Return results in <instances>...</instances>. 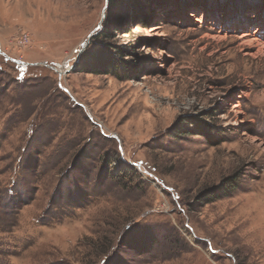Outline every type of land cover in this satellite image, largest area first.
Returning a JSON list of instances; mask_svg holds the SVG:
<instances>
[{
  "label": "rangeland",
  "instance_id": "1",
  "mask_svg": "<svg viewBox=\"0 0 264 264\" xmlns=\"http://www.w3.org/2000/svg\"><path fill=\"white\" fill-rule=\"evenodd\" d=\"M123 1L0 0V264H264V0Z\"/></svg>",
  "mask_w": 264,
  "mask_h": 264
},
{
  "label": "trees",
  "instance_id": "2",
  "mask_svg": "<svg viewBox=\"0 0 264 264\" xmlns=\"http://www.w3.org/2000/svg\"><path fill=\"white\" fill-rule=\"evenodd\" d=\"M163 0H148L149 3H155V2H159L162 3ZM164 2V1H163ZM193 5L195 6H201L202 9L205 10H209V12H212L213 14H219L221 12H219L218 10L214 9V3H210L208 4V1H204V0H194L193 1ZM235 9L238 11V7L235 6L234 4L232 5L231 1H226ZM126 6L127 5V1H123V0H109V7H108V11L113 12L116 8L122 7V6ZM176 5L179 6V8H181V10H185V9H189V6L191 5V3H188L187 1H182L180 0L179 3L176 2ZM222 6L225 7L224 4H222ZM150 8V6H149ZM252 10V9H251ZM250 10V11H251ZM171 10H168L166 13H168L167 16L172 15V13H170ZM173 11V10H172ZM141 19H139L140 15ZM133 18L134 21H139V24H147L150 23L152 16L151 14H146L143 10V8H141L140 6L138 7V9H134V11L130 14ZM135 16V17H134ZM108 17V19H107ZM113 20V19H112ZM111 20V21H112ZM109 23L111 24V22L109 21V15L106 16L105 19V25H104V29L102 31V33H100V37L102 36L105 41L111 38V33H110V28H109ZM108 25V26H107ZM102 38V39H103ZM95 40V39H94ZM120 50V49H118ZM101 51V53H91L90 55H88L90 57V60L86 61L85 59H83L82 57L80 58L79 62H78V66L76 68V70L82 71L84 73H88V74H114L115 76L118 77V61H122L123 59L120 57V54H122V52L120 51H116L113 49H109L107 50V52ZM109 54L114 55L113 58L110 57ZM106 55L108 56L109 59L106 58ZM119 55V57H118ZM117 56V57H116ZM119 59V60H118ZM124 62V61H123ZM89 63V64H88ZM13 65V67L15 69H17L16 71H18V81H23L25 80V77L27 75L28 72L31 71L32 68L29 67H23V66H19V65H14L13 63H10L9 60L5 59L4 57H0V65ZM2 66H0L1 68ZM120 67V66H119ZM124 70V69H123ZM125 71V70H124ZM23 93L27 92L25 91V89H23ZM28 90V89H27ZM21 94V92L19 93V95ZM127 227V226H126ZM107 255H104L102 257H105ZM108 257V256H107Z\"/></svg>",
  "mask_w": 264,
  "mask_h": 264
},
{
  "label": "water",
  "instance_id": "3",
  "mask_svg": "<svg viewBox=\"0 0 264 264\" xmlns=\"http://www.w3.org/2000/svg\"><path fill=\"white\" fill-rule=\"evenodd\" d=\"M107 4H108V1H107ZM105 13H106V9H105V11L103 12L102 22H103V19H104V17H105ZM99 28H102V26H100ZM93 36H96V35H95V34H94V35H91V36H90V39H91ZM90 39H89V40H90ZM88 42H89V41H88ZM0 54H1V56H3L5 59L14 62L16 65H22V66H27V65H28V64H25V63H22V62H18V61L14 60V59H11L10 57H8V55H6L5 53L2 52L1 47H0ZM79 59H80V57H78L77 61H76L75 64L70 68V70H69L68 72L62 73V72H60L57 68H54V67H51V69H53V70H55L57 73H59L60 76H62L63 74L66 75V74L70 73L71 71H73V70H75V69L77 68V66H78V62H79ZM44 65H45V64H44ZM30 66H31V65H30Z\"/></svg>",
  "mask_w": 264,
  "mask_h": 264
},
{
  "label": "built area",
  "instance_id": "4",
  "mask_svg": "<svg viewBox=\"0 0 264 264\" xmlns=\"http://www.w3.org/2000/svg\"><path fill=\"white\" fill-rule=\"evenodd\" d=\"M21 42L23 43V45L30 43V40H28V38H22Z\"/></svg>",
  "mask_w": 264,
  "mask_h": 264
},
{
  "label": "flooded vegetation",
  "instance_id": "5",
  "mask_svg": "<svg viewBox=\"0 0 264 264\" xmlns=\"http://www.w3.org/2000/svg\"><path fill=\"white\" fill-rule=\"evenodd\" d=\"M22 66V65H21ZM28 67V66H27Z\"/></svg>",
  "mask_w": 264,
  "mask_h": 264
}]
</instances>
